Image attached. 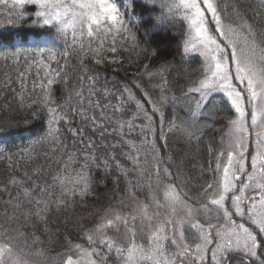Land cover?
<instances>
[{"label":"snow or ice","instance_id":"6c2138e0","mask_svg":"<svg viewBox=\"0 0 264 264\" xmlns=\"http://www.w3.org/2000/svg\"><path fill=\"white\" fill-rule=\"evenodd\" d=\"M12 3L21 21L55 33L50 44L0 51V96L6 103L8 92L21 103L31 96L28 115L39 125L17 152L0 138V161L11 169L0 172V264L21 237L27 241L29 228L34 241L37 232L50 243L63 236L61 264H264V0H150L147 20L135 12V0ZM156 6L161 11L153 16ZM153 19L145 35L162 25L178 31L176 56L133 61V79L109 81L101 66L122 62L117 53L129 45L140 49L132 27ZM55 41L63 44L59 51ZM159 52L145 47L137 55L148 60ZM217 94L218 103L205 110ZM222 117L228 131L208 143L194 176L187 150L169 141L177 134L188 147L199 145ZM144 161L163 216L149 217L145 205V225L134 215L87 206L85 198L110 180L114 194L137 198ZM161 187L163 204L156 199ZM80 208L74 225L60 223Z\"/></svg>","mask_w":264,"mask_h":264},{"label":"trees","instance_id":"16d2710c","mask_svg":"<svg viewBox=\"0 0 264 264\" xmlns=\"http://www.w3.org/2000/svg\"><path fill=\"white\" fill-rule=\"evenodd\" d=\"M149 3L150 0H135V12L137 14H143V18L147 20L150 15L149 8L145 7V4ZM28 11L31 14L32 6H28ZM161 9L156 6L155 12L151 15L155 16L160 13ZM19 9L14 7L12 0H8L7 4L0 3V51L2 50H14L15 47L21 46H42L50 44L54 40L55 29L48 28L46 26H38L33 24L31 21L23 22L18 18ZM33 19L35 17L33 16ZM156 24L153 19L151 23L143 26H133L132 31L136 34L137 42L140 44V49L145 47H150L152 49L159 48L160 52L158 57H152L148 60L144 59L143 55H137L140 49L136 52L131 51V46L129 45L127 50H121L117 53L118 58H122V62L118 59L116 64H108L106 67H102L103 74L107 76L109 81L120 80L123 82L125 79H133V72L135 66L133 61H143L144 63H150L152 59H159L163 61L164 59H172L176 56L177 43H178V31L172 30L166 26H160L155 32H150L145 35V29H151ZM177 28L179 25L176 26ZM138 29V30H137ZM119 39V38H117ZM147 42V43H146ZM58 45L57 50L63 48V44L60 41H55ZM119 47V45H118ZM3 61H0V80L3 79V72L5 69L2 67ZM10 63V62H9ZM192 76L197 75L198 65L194 62L190 65ZM14 74V73H13ZM33 77H28V82L25 86V92L28 93L32 88ZM159 77H156L152 83H156ZM148 81H146L147 83ZM13 87L20 91L19 83H15ZM36 91H39L37 89ZM7 103L4 98L0 96V121L11 122V127L7 123L0 122V128H5L7 131L0 133V138H2L5 144H10L13 152H17L20 148L27 147L30 140L33 138L34 133L39 127L35 121H32L28 115L29 108L27 104L31 101V96L26 94L24 103H21L18 97L14 98V94L11 92L6 93ZM194 105L195 100L191 101ZM218 103V94L209 97L205 101V110L211 108L213 104ZM177 115L180 119H187L186 111H178ZM227 117H222L216 122V127H214L211 132L203 138V141L197 145L196 141L193 140L190 147L184 144L182 139H178L177 134H173V139L169 141V144L178 143L184 147L188 152V157L186 160H191L192 164L197 165L193 168L189 165L190 171L193 175L199 174L198 165L206 159V147L211 141L218 144L221 137L227 133L228 128L226 126ZM225 139L227 137L225 136ZM71 147V145H69ZM39 149V146L37 145ZM41 152L43 149H39ZM143 159V153L140 154ZM19 165H22L21 158L17 156L15 158ZM8 163L6 161H0V172H5L8 169ZM18 165V171H23V167ZM131 167V164H128ZM144 175L139 178V189L137 191V198L139 203H137V198H130L124 193L115 192L116 185L110 180L107 185H98L94 191L85 198L87 206L93 211L99 214H103L105 209L111 208L112 210L119 212L123 215H128L137 208L144 207L147 205L149 207L154 201L153 197L155 192L150 190L155 187L156 180L154 176L149 177L148 172L151 171V164L144 161ZM136 181V177H131ZM120 187H125V183L122 182ZM163 194V189L159 190V196L156 197L160 200ZM3 203L0 202V219L3 217ZM10 211V210H9ZM84 208L78 209L76 213L73 214V220H70L65 224L63 219L60 223L65 227H71L75 223V219L79 217L80 212H84ZM53 232L58 231L57 228L52 229ZM32 229L29 228L25 235L27 236V241L25 242L24 237L19 239L17 250L28 255L30 258L36 260L38 264H60L61 260L64 259L66 250L63 247V236L59 238L55 243L49 242V237L46 235H40L39 232L36 235L40 236L39 241H34L29 233ZM66 234V233H65Z\"/></svg>","mask_w":264,"mask_h":264},{"label":"rangeland","instance_id":"374dc122","mask_svg":"<svg viewBox=\"0 0 264 264\" xmlns=\"http://www.w3.org/2000/svg\"><path fill=\"white\" fill-rule=\"evenodd\" d=\"M161 204H163L164 201V192L162 194V197L160 200H158ZM147 215L150 217L153 213L157 214V217L163 216L165 214V209L163 207H158L157 203L153 202L149 207L146 209ZM123 215V214H122ZM129 216L134 215L136 216V223H140L143 221L145 225L149 224V220L144 217V207L137 208L135 211H132ZM158 220H153L152 223H156ZM123 239V238H122ZM20 260L24 261L27 260L28 264H38L36 260L30 258L28 255L20 252L17 250L12 257L6 258V264H13V261ZM63 260V259H62ZM61 260V262H62ZM61 264V263H60ZM110 264H113L112 261H110Z\"/></svg>","mask_w":264,"mask_h":264}]
</instances>
